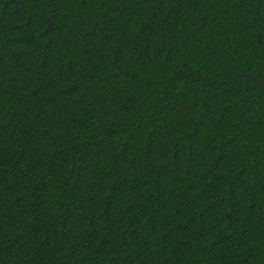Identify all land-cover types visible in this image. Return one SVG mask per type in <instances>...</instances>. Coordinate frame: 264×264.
Returning <instances> with one entry per match:
<instances>
[{"label":"trees","instance_id":"1","mask_svg":"<svg viewBox=\"0 0 264 264\" xmlns=\"http://www.w3.org/2000/svg\"><path fill=\"white\" fill-rule=\"evenodd\" d=\"M0 264H264V0H0Z\"/></svg>","mask_w":264,"mask_h":264}]
</instances>
